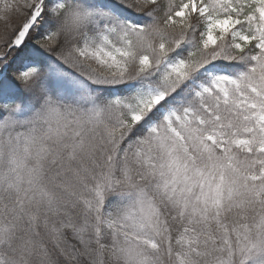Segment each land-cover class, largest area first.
<instances>
[{"label":"snow or ice","instance_id":"snow-or-ice-1","mask_svg":"<svg viewBox=\"0 0 264 264\" xmlns=\"http://www.w3.org/2000/svg\"><path fill=\"white\" fill-rule=\"evenodd\" d=\"M0 264H264V0H0Z\"/></svg>","mask_w":264,"mask_h":264}]
</instances>
